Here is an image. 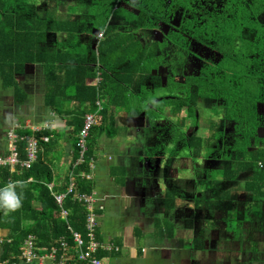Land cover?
<instances>
[{"label":"trees","instance_id":"obj_1","mask_svg":"<svg viewBox=\"0 0 264 264\" xmlns=\"http://www.w3.org/2000/svg\"><path fill=\"white\" fill-rule=\"evenodd\" d=\"M90 1L87 15L81 11L83 0H79L73 6L75 10L62 19L51 12L41 16L33 6L26 9L20 0H0V78L4 89H13L15 101L23 103L27 98L17 78L30 64H39L43 69L46 106L67 116V123L77 137L84 127L85 114L95 112L97 101H101L102 120L90 131L85 162L76 173L89 171V162L96 157L101 135L115 136L117 110L132 101L130 89L148 99V92L154 88L160 92L162 103L170 104L172 115L185 113L186 121L195 124L202 99L218 102L219 110L215 113L222 115V129L216 132L215 118H209L213 129L210 136L183 134L180 141L185 153L180 156L187 157L192 164L199 159H209L208 172L218 169L217 174L223 179L208 182L206 190L217 191L223 182H235L243 175L245 192L252 199L264 198V169L259 167L264 159L261 134L264 129V24L252 18L264 10V0H228L227 5H232L223 13L228 18L198 25V34L202 35L196 40H213L215 45H212H218L221 58L216 62L209 59L198 74L187 75L184 81L167 78L161 68L166 60L161 48L169 45L168 41L183 48L191 40L188 36L191 22L173 23L169 18L176 6L185 7L181 0H171V3L168 0ZM92 9L96 12L90 15ZM151 15L154 20L147 21L146 17ZM113 18L123 19L126 25L123 28L112 25L110 19ZM158 24L168 27L169 35L164 27L159 28L163 37L143 43L141 37H149L148 30L158 29L161 27ZM92 29L104 31V37L97 40L94 48L90 42ZM56 34L66 35L60 49L47 45L49 36ZM98 71L102 72V81L96 85L92 80ZM159 112L155 114H164L162 109ZM226 127L228 132L224 130ZM18 132V152L24 160L30 130L22 128ZM40 134L49 141H41L44 153L38 151L31 167L12 173L8 166H0V229L7 230L11 238L1 249L3 259L10 262L19 259L24 240L31 233L37 236L36 247L42 252L50 250L61 237L73 243L74 232L84 238L87 235V208L75 195L93 192L94 182L77 177L73 192L65 196L61 207L54 193L66 191L68 184L55 183L53 190L47 187L46 183L51 182L54 175L45 155L50 153L52 139L56 141L60 135L50 128ZM77 140L75 157L79 156ZM220 160L223 166L213 167ZM30 178L33 180L28 181ZM196 186L198 182L194 180L193 190H198ZM178 193L173 187L166 191L165 209L175 210ZM221 193H216L214 200L223 206L226 201L223 196L227 195ZM34 201L40 203L39 208L34 206ZM62 208L68 211L66 219L62 218ZM104 254L100 251L98 256Z\"/></svg>","mask_w":264,"mask_h":264},{"label":"crops","instance_id":"obj_2","mask_svg":"<svg viewBox=\"0 0 264 264\" xmlns=\"http://www.w3.org/2000/svg\"><path fill=\"white\" fill-rule=\"evenodd\" d=\"M77 2H79V0L20 1L22 5H26V9L33 6L35 12L37 11L41 16L51 12L54 13L57 18H61V15H64L63 18H66L70 9H73V6H75ZM90 3V0H83L81 5V11L83 14H88V6ZM146 19L149 21L150 16H147ZM110 23L120 28H123L126 25V22L123 19L117 20L113 18L110 19ZM98 32V30L92 29L91 35L93 38L90 41L91 48L96 47L98 44ZM62 35L65 34L49 36L47 45L52 49H60V46L66 39H61L60 37ZM152 35L149 37L148 35H145L143 38L141 37L142 42L144 43V40L148 41L149 39L154 41L155 37ZM157 36H159V33H157ZM29 68H32L31 72L33 73V78L29 84L23 87L19 82V76L17 78L19 85L27 93V98L23 103H17L13 91V98L9 107H6L5 105L2 106L4 108V115L9 118V120L2 128H0V154L9 153L8 132L12 130L15 132V135L17 134L16 136L19 137L18 130L22 128L30 130L29 142L32 138L37 139L39 145L38 150L44 153L45 146L44 144H41V141H44V136H41L40 133L44 129L50 128L51 130L58 132L60 135L56 141L52 139L50 153H45L53 170L54 176L51 182L54 183V185L56 183L59 186L63 183L65 184V182L69 184L68 174L73 170L78 158V156L75 157V141L78 137L77 135H73V128L68 125L67 116L63 117L46 106L44 101L46 84L42 67L39 64L27 65L26 71L22 76H25L28 73ZM98 72L102 73L101 71ZM92 81L97 85L102 81V77L99 82L96 78ZM130 91L132 95L135 96H132L133 99L136 98V101L143 104V109H141V106L138 108V111L132 113L127 111L129 108L127 110L124 108L117 110L113 127L115 136L111 138L106 134H103L98 138L97 152L95 153L96 157L93 159V168L90 170V173L93 176L92 181L95 185L93 192L97 199V207H103L97 209V240L103 244L112 243L119 248V250L113 249L111 251L99 249L95 253V256L101 259L104 264H264V218L262 225L254 226L256 232L251 233L252 236L257 238L250 239L249 244L248 240L247 243L243 244L245 246L243 254V250H236L231 254V250L234 246V242L231 240L234 238L232 233H229L228 231L229 226L222 222V226H225L224 230L226 231L220 226L222 229L221 231L216 226L213 217H211L213 215L229 216L230 212H225V215H222L223 210L217 206L219 203L216 200L211 203L197 202L196 197L195 206L190 207L189 205H186V200L183 198V189L185 190V188L180 186V189H177L179 192L178 197L179 200H185L183 205L176 203L174 211H168L165 209L166 214L164 213L159 219H148L145 216V207L143 205L139 206L142 203L141 200L147 198V193L149 191H154L155 193V189L158 188L153 185L144 186V180L139 178L136 170H131V168L133 167L132 169H136V167H141L153 169V164L161 167L162 160L160 158H154L153 161L146 160V157L142 154V158L139 156L135 163L132 164L124 155L126 151L125 148H123L124 143L121 144L115 141L116 137H121L122 140L129 139L130 141H133L135 140V134L138 132V129L147 127V111L150 110L149 108H152L150 105L151 101L136 95L137 90L130 89ZM148 96L151 97L150 94H148ZM73 106L74 105H72V107ZM95 112L93 111V113ZM159 117H163V115H159ZM97 119V123L93 127L100 124L102 115L99 114ZM46 125H48V127H46ZM164 132L165 130L162 128V134ZM28 150L29 149L27 148V158ZM159 154L161 155V153ZM158 156L159 155H157V157ZM180 158L184 159L185 157ZM184 160H186V158ZM25 168L28 167L17 168L15 171H11L10 169V172L16 173ZM30 179L28 181H30ZM51 182L46 183L47 187ZM196 188L198 187L196 186ZM66 191L59 193H64ZM194 192L197 193L198 190L194 189ZM200 192L203 193L202 197L207 193H212L211 188L207 190L205 188L203 192L202 190ZM160 196L162 197L163 193L162 195H159V197L153 196V202L157 200L159 204L158 205L155 202L154 204L157 205L154 207L162 208V206H160V200H158L160 199ZM227 199H229L228 196L222 207L230 206L229 203H226L229 202ZM33 204L36 208L40 207L38 201H34ZM154 207L152 208L154 209ZM244 210H250L246 209V206H242L241 212L246 213V216L248 217H254L250 211L247 213ZM151 214H155V212ZM248 221L249 222L245 221L246 225L251 223L250 219ZM254 222L257 221L253 220L252 223ZM176 224L179 226V233H186L188 231L191 233L192 238L191 241H188V246L185 245L186 240H188L187 237L184 238L182 244L178 243V238L181 237H177V232L175 233ZM0 238L4 239L3 243L0 244V264H5L7 260H4L2 257L1 246L5 242H11L9 232L0 229ZM252 242L255 247H251L253 245ZM143 243H145L144 246ZM54 245H56V243H53L52 247ZM189 246L193 253L186 254ZM125 249L128 251L127 255ZM169 250L174 253H161V251ZM100 251L105 253L103 257L98 256ZM238 256H240V258H237ZM234 257L236 260H234ZM19 261L20 256L15 262ZM11 263L13 262H10V264ZM19 264L23 263L20 261Z\"/></svg>","mask_w":264,"mask_h":264},{"label":"rangeland","instance_id":"obj_3","mask_svg":"<svg viewBox=\"0 0 264 264\" xmlns=\"http://www.w3.org/2000/svg\"><path fill=\"white\" fill-rule=\"evenodd\" d=\"M23 2L24 0H20ZM75 9H70V12H73ZM90 10V7H89ZM96 12L95 10H91L90 15L92 13ZM64 15H61L60 17L63 18ZM163 36V35H162ZM61 39H65L66 35H62L60 37ZM156 48H158V45H154ZM163 45H159L161 48ZM162 49V48H161ZM179 48H175V50H178ZM27 67V66H26ZM32 69V68H31ZM31 69L29 68L28 73L25 76H20L19 75V82L20 84L25 87L27 84L30 83L31 79L33 78V73L31 72ZM151 97H148V100L151 101L150 105L152 108H149L148 110V120H147V127L146 128H140L138 129V132L135 134V140L130 141L129 139H123L121 137H116L115 141L117 143H124L123 148H125V153L124 155L127 157V159L134 164L136 159L142 154L144 157H146V160L153 161L154 158H160L162 160V165L161 167L158 165L153 164V169L150 168H141V167H136V169L131 170H136L138 173L139 178H142L144 180V186L148 185H153L157 186L158 189H155L154 191H149L147 194V198L141 200L142 203L139 206H144L146 210V217L148 219L150 218H157L159 219L163 214H166V210L164 208V198L165 196L164 193L169 188H176L180 189L181 187H184L185 190L183 194V198L186 200V205H189L190 207L195 206L194 204L196 203L195 198L197 197V202H214L215 199V194H220L222 195L221 192H226L225 195L228 196L229 199H227L229 202H226L227 204L229 203L230 206L228 207H222V205H217L222 211V215H225V212H230L229 216H218V215H213L214 221L216 222V226L218 227L219 230L222 231L220 226L222 224L226 223L229 226V233H232V236L234 239L231 241L234 242V246L231 250V254L236 251V250H243L245 251V246L243 244L250 242V239H254L257 237H254L251 235V233L256 232L254 229V226H260L263 223V218H264V199L263 198H256L252 199L250 195L245 192V189L243 187L244 185V177L242 175L241 178H239L235 182H223L221 185L218 186L217 191L216 190H211V194H206L205 196L202 197L203 193L199 192L198 194L194 192L193 190V181L198 182V190L202 192L207 188L206 185H208V182L214 180V179H223L221 175L217 174L218 169H212L211 171L208 172L207 165L209 162L206 164L202 165V160L199 159L198 161L195 162V164H192L191 160L186 158V160L181 159L180 154L183 155L185 153L183 144L181 143L180 140L183 139V134H189L190 128L189 127H195L194 131L197 132V124L200 125L198 128V134L200 135H211L213 132L211 129H209V117L212 113L214 114V107L215 104L211 103V100L208 102H203L202 103V111H201V117L198 119L197 123L195 124L193 121L189 120V122H185L187 119L185 118L184 121V114H179V115H171L167 114L164 115L163 117H159V115L155 114V110H161L165 106L164 103H162L161 98L158 97L157 92H153L150 94ZM134 96V95H132ZM135 97V96H134ZM13 98V89H4L1 84V78H0V128H2L9 118L5 117L4 111H3V105L6 107H9L11 101ZM205 101V100H204ZM143 104L139 103L136 101V98L132 99V101L120 107V109H125L128 110L130 113L138 111V108H140ZM129 106V107H127ZM213 106V107H212ZM210 107H212L210 109ZM213 111V112H211ZM158 116V117H157ZM183 116V117H182ZM151 119V121H150ZM217 123H219V126L217 127V130L221 129L220 123L221 119L218 117L215 119ZM166 128V135L162 137V128ZM262 134L264 136V130L262 131ZM73 135H75L73 133ZM171 137V139H170ZM152 138V139H149ZM88 144V140H87ZM128 146V147H127ZM127 147V149H126ZM97 150V147L95 149V152ZM175 151V152H174ZM161 153V155L159 154ZM172 153H175L172 155ZM177 153V154H176ZM157 155H159L157 157ZM176 155V156H175ZM175 156V157H174ZM142 158V157H141ZM181 159V160H180ZM136 166V165H135ZM222 167L223 166V161H220L217 165H214L213 167ZM160 196V206L161 207H154L155 205L158 204V201L155 200L157 204H154L153 202V196ZM153 194V195H152ZM179 194V193H178ZM252 195V194H251ZM185 196V197H184ZM223 196V197H227ZM182 199V198H181ZM224 199V198H223ZM185 200H176V203L179 205H183ZM248 202V203H247ZM254 202V205H253ZM154 204V205H153ZM159 205V204H158ZM242 206H246V209L250 210H244L247 213L250 211L251 214L254 215V217H248L246 216V213L241 212ZM154 207V209L152 208ZM224 208V209H223ZM155 212V214H151ZM251 220V223L249 225L245 224V221L249 222L248 220ZM253 220L257 222H253ZM223 222V223H222ZM215 225V224H214ZM247 226V227H244ZM178 225H175V233L177 232V237L178 238V243H183L184 238L187 237L188 240H186V244H188V241H191V233L188 231L186 233H179L178 231ZM223 230L225 229V226H222ZM146 231L145 229H143ZM226 231V230H224ZM231 231V232H230ZM143 239V238H142ZM148 240V239H146ZM176 242V241H175ZM141 244V243H140ZM145 243H143L144 246ZM251 247H255L254 243L252 242ZM142 246V245H140ZM188 246V245H187ZM188 251L186 254L193 253L191 252V247L189 246ZM126 255L128 254V251L125 249ZM161 253L164 254H172L174 253L173 251H161ZM182 253V252H181ZM124 254V252H123ZM241 254V255H242ZM237 258H240L238 256ZM234 260L236 258L234 257Z\"/></svg>","mask_w":264,"mask_h":264},{"label":"built area","instance_id":"obj_4","mask_svg":"<svg viewBox=\"0 0 264 264\" xmlns=\"http://www.w3.org/2000/svg\"><path fill=\"white\" fill-rule=\"evenodd\" d=\"M104 37V31H99L97 39L100 40ZM97 81L101 80V73L98 72L96 77ZM103 107L101 101H97V111L95 113L88 112L84 117V127L81 129L77 146L79 151V156L75 162L74 168L69 172V184L67 191L64 193H54V197L57 203L62 207L63 200L68 193H72L75 187V182L77 177H82L87 180H92L93 176L90 173L91 168H93V159L89 162V171H80L76 173V169L85 162V154L87 150V140L90 135L92 127L97 123V116L102 111ZM48 127V125H46ZM17 135V134H16ZM15 132L10 130L8 132V154H0V166H8L11 171H15L17 168L30 167L32 163L37 159L38 155V141L32 138L28 146V158L22 160L19 156L17 141L18 136ZM44 141H48V137L43 138ZM259 167L264 169V159L259 162ZM32 178L30 179V181ZM48 187L53 190L54 183H49ZM75 198L83 203L87 208V235L86 238L82 237L78 232L73 233V243L67 239V237H61L56 241L50 251H39L36 247V235L30 234L24 241L23 252L20 255V261L23 264H104L101 259L95 256V253L99 249L106 251H111L113 249L119 250L117 246L112 243H101L96 237L97 228V209L103 207H97V199L94 192L76 194ZM68 216V211L62 208V218L66 219ZM70 228V227H69ZM4 239L0 238V244L3 243ZM19 261V262H20ZM19 262H13L11 264H19ZM5 264H10L9 260Z\"/></svg>","mask_w":264,"mask_h":264},{"label":"flooded vegetation","instance_id":"obj_5","mask_svg":"<svg viewBox=\"0 0 264 264\" xmlns=\"http://www.w3.org/2000/svg\"><path fill=\"white\" fill-rule=\"evenodd\" d=\"M182 4L185 5L184 6H176L175 10L173 12H175L173 15H171L169 18L172 19L173 23H179L180 21H190L191 24L188 27V36L191 39L188 44L187 47H179L176 46L174 44H172L170 41H168L169 45H165L164 47H162L163 52H165L166 54V60L164 61V64L161 66L162 70L164 71L165 75L167 78H172L175 81H184V77H186L187 75H195L198 74L199 70L203 67L207 65L208 60L211 62H216L221 58V54L220 52L217 50L218 45L216 44V46H213L212 44L215 42L213 40H211L212 42H209L207 40L201 41V40H196L197 37H201L202 34H198V25H200L201 23L203 24L204 22H211V20L215 19L217 22L220 19H226L229 16H224V12L228 11L229 6H231L232 4L227 5V1L228 0H181ZM168 3H171V0H168ZM236 6V5H235ZM231 18V17H230ZM253 19L258 20L259 22H261L262 24H264V10L259 13L258 15L252 17ZM154 20V16H150L149 21H153ZM162 23V22H159ZM158 29H151L148 30L149 36L153 37H157L158 39L160 37H163L164 35L162 34V31H159L161 29H163L164 26H162L161 24H158ZM201 27V25H200ZM164 29L166 31H168V34L170 33V30L168 27H164ZM200 29V28H199ZM157 33H159V36H157ZM213 32H211L212 35ZM163 35V36H162ZM153 41V40H151ZM175 48H179L178 50H175ZM149 84V81H148ZM153 92H156L154 88H152L148 94H152ZM158 93V97H160V92ZM167 99V98H166ZM203 102H208L207 100H201V109H199V116L198 118L201 117V111H202V103ZM211 103L215 104L214 107V114L212 115V113L210 115H208L209 118H220L222 119V115L221 114H216L215 111L219 110L218 107V102L216 101H211ZM213 107V106H212ZM210 107V109L212 108ZM171 109L172 107L169 105H165L162 109V111H164V115L170 114L169 116H171ZM213 112V111H211ZM155 113H160L158 110H155ZM184 114V117L186 116L185 113H181ZM187 122V121H185ZM189 122V121H188ZM217 123V122H216ZM219 126V123H217V126L215 128V131H219L217 130V127ZM200 127V125L197 124V132H198V128ZM220 127L222 129V122L220 123ZM191 131H189V134L195 133L198 134L197 132L194 131L195 127H189ZM209 129L210 125H209ZM165 132L162 134V137L166 135V128L164 127ZM213 131V129H211ZM224 130L226 132L229 131V128L226 127L224 128ZM264 129H262L263 131ZM261 131V134H262ZM200 135V134H198ZM204 136V135H203ZM210 136V135H207ZM263 136V134H262ZM171 139V137H170ZM264 139V136H263ZM215 146V145H212ZM156 158V157H155ZM187 158V157H185ZM223 161V160H220ZM207 162H210L209 159L207 160H202V165L206 164ZM205 166V165H204Z\"/></svg>","mask_w":264,"mask_h":264}]
</instances>
